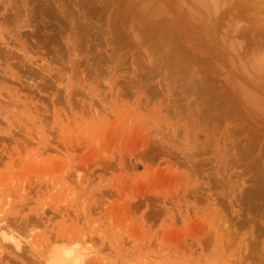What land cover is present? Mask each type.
<instances>
[{"label": "rangeland", "instance_id": "1", "mask_svg": "<svg viewBox=\"0 0 264 264\" xmlns=\"http://www.w3.org/2000/svg\"><path fill=\"white\" fill-rule=\"evenodd\" d=\"M263 42L264 0H0V264H264Z\"/></svg>", "mask_w": 264, "mask_h": 264}, {"label": "bare ground", "instance_id": "2", "mask_svg": "<svg viewBox=\"0 0 264 264\" xmlns=\"http://www.w3.org/2000/svg\"><path fill=\"white\" fill-rule=\"evenodd\" d=\"M252 4V3H251ZM254 4V3H253ZM249 5V4H248ZM203 6L205 7V5L203 4ZM233 6V5H232ZM235 7V6H234ZM257 7V6H256ZM203 8V7H202ZM93 9V8H92ZM204 9V8H203ZM91 10V9H90ZM242 10V9H241ZM258 10V9H257ZM260 11V10H259ZM237 12V8H236V11L235 12H233V13H236ZM255 12V11H254ZM231 13H232V11H231ZM231 13H229L230 14V16H232V14ZM238 13H239V10H238ZM237 13V14H238ZM93 14V13H92ZM225 14H227V13H225ZM237 14H236V16H237ZM96 15V14H95ZM240 16V15H239ZM239 16H237V17H239ZM226 17V16H225ZM234 17V16H233ZM232 17V18H233ZM253 20V19H252ZM183 21V20H182ZM184 21H186V20H184ZM249 21H250V19H249ZM163 23V22H162ZM120 24V23H119ZM181 24V23H180ZM182 24H183V22H182ZM181 24V25H182ZM165 25V24H164ZM147 26V25H146ZM152 26V25H151ZM162 26V25H161ZM160 26V27H161ZM170 26V25H169ZM164 27V26H163ZM159 29V28H158ZM162 30V29H161ZM149 33V32H148ZM164 34V33H163ZM179 34V33H178ZM153 35V34H152ZM157 35H158V32H157ZM175 36H176V33L174 34ZM163 36V35H162ZM172 37H174L173 35H171ZM170 36V38H172ZM179 36H180V34H179ZM178 37V36H177ZM175 39V37L172 39L173 41H175L174 40ZM177 39V38H176ZM172 40H168L167 39V41L169 42V41H171L170 43H172L173 41ZM180 40V39H179ZM156 41H158V40H156ZM153 42V41H152ZM165 42H166V39H165ZM168 42H167V44H168ZM161 43H164V41L163 42H161ZM160 43V44H161ZM170 43H169V46H170ZM175 43V42H174ZM174 43H173V45H174ZM264 43V42H263ZM153 44V43H152ZM154 44H156V43H154ZM164 44H166V43H164ZM178 44V43H177ZM177 44L175 45V46H177ZM162 45V44H161ZM264 45V44H263ZM158 46V44L156 45V47ZM160 47V46H159ZM162 47V46H161ZM181 47V46H180ZM158 48V47H157ZM171 48H173V46L171 45ZM175 49V48H174ZM177 49V50H176ZM176 49H175V51L177 52V51H179V49H178V47H176ZM184 49V48H183ZM181 51V50H180ZM185 51V50H184ZM175 53V52H174ZM182 54V53H181ZM172 55V56H171ZM174 54L173 53H171L170 54V57H174V60H176V58L177 57H175V56H173ZM175 55H178V58L180 57L179 56V53L177 54H175ZM185 55H186V53H185ZM182 56V55H181ZM187 56V55H186ZM192 56V55H191ZM190 56V57H191ZM196 56V55H195ZM203 56V55H202ZM183 57H185L184 56V54H183ZM193 57V56H192ZM172 58H170V59H172ZM177 58V59H178ZM197 58V57H196ZM195 58V59H196ZM185 59V58H184ZM183 59V60H184ZM189 59V58H188ZM187 59V60H188ZM191 59V58H190ZM193 59V58H192ZM198 59V58H197ZM180 60V59H179ZM179 60H177L178 62H179ZM181 61V60H180ZM189 61V60H188ZM192 62H193V60H191ZM201 61V60H200ZM172 62L174 63V61H173V59H172ZM185 62V61H184ZM190 62V61H189ZM169 63H171V61L169 62ZM177 64V63H176ZM200 64V63H199ZM173 65V64H172ZM178 65V64H177ZM183 66H184V64H182ZM185 65H186V63H185ZM179 66V65H178ZM177 66V67H178ZM176 67V68H177ZM185 72H183V74H184ZM181 75V74H180ZM12 234V235H11ZM9 233V235L7 234V236L5 235L4 236V239L5 240H7V241H10L11 243H13L14 244V246H15V248H16V250H18V251H21V250H23V245H22V242H21V240L18 238V237H16V236H14V234L13 233ZM48 259V260H47ZM46 260V264H84V255L81 253V250H80V248H78V247H76L75 245H72V244H65V243H56V244H54L53 245V247H52V249H51V252L49 253V258H47ZM45 263V262H44Z\"/></svg>", "mask_w": 264, "mask_h": 264}]
</instances>
